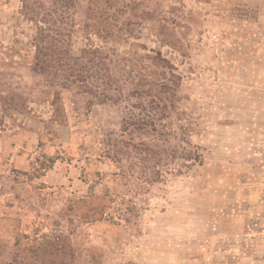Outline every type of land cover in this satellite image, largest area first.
<instances>
[{
	"label": "rangeland",
	"instance_id": "1",
	"mask_svg": "<svg viewBox=\"0 0 264 264\" xmlns=\"http://www.w3.org/2000/svg\"><path fill=\"white\" fill-rule=\"evenodd\" d=\"M0 264H264V0H0Z\"/></svg>",
	"mask_w": 264,
	"mask_h": 264
},
{
	"label": "trees",
	"instance_id": "2",
	"mask_svg": "<svg viewBox=\"0 0 264 264\" xmlns=\"http://www.w3.org/2000/svg\"><path fill=\"white\" fill-rule=\"evenodd\" d=\"M21 11L28 17V19L31 20L34 25H36L37 31H39L37 34L38 36L42 33H52L55 36L60 34L59 30L56 29H50L49 22H47V17H50L51 11L48 8H45L42 4H28L25 3ZM53 12V11H52ZM46 26V27H45ZM54 30V31H53ZM35 46H34V69H43V68H54L53 65H56L59 68H62L66 72V74L69 76L62 79L61 86L67 87L68 84H71L72 86L77 87L82 92L88 93L93 86L94 81L100 80V77L103 75L100 74V61L102 59H105L106 55L98 50H94L92 53L93 55L91 57H88L86 59V63L82 65V63L79 64V62L74 63L75 66H69L68 63V52H64L63 50L59 49L58 46L54 44H47L45 43L44 37H37L35 39ZM84 51V50H83ZM91 53V54H92ZM79 59V58H78ZM107 71V70H106ZM109 78L111 77V74L109 73L106 77V84L104 86H113V81L116 82V80L111 79L109 82ZM108 80V81H107ZM100 82V81H99ZM102 82V81H101ZM105 83V82H104ZM117 89H113L114 91L117 90L119 93V97L124 96L123 91L116 86ZM132 96L134 94H137V91L134 89L131 93ZM134 97V96H133ZM118 98V96H117ZM131 120L132 123H128L126 120H124L122 124V129L124 132H127L129 130V126H134L132 128H142V126H146L145 123L137 121L135 118V115L132 114ZM141 125V127H140ZM152 125V124H151ZM136 130V129H135ZM148 152L149 149H146Z\"/></svg>",
	"mask_w": 264,
	"mask_h": 264
}]
</instances>
